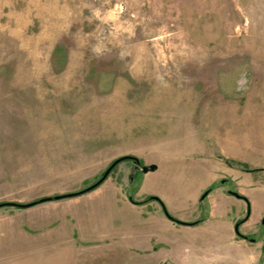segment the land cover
I'll use <instances>...</instances> for the list:
<instances>
[{
  "label": "rangeland",
  "instance_id": "rangeland-1",
  "mask_svg": "<svg viewBox=\"0 0 264 264\" xmlns=\"http://www.w3.org/2000/svg\"><path fill=\"white\" fill-rule=\"evenodd\" d=\"M32 203L0 264H264V0H0V205Z\"/></svg>",
  "mask_w": 264,
  "mask_h": 264
},
{
  "label": "water",
  "instance_id": "water-1",
  "mask_svg": "<svg viewBox=\"0 0 264 264\" xmlns=\"http://www.w3.org/2000/svg\"><path fill=\"white\" fill-rule=\"evenodd\" d=\"M125 161H134L135 163H136V167L137 168H139L140 166H141V162H140V160L139 159H137V158H135V157H132V156H124V157H121V158H119V159H117L108 169H107V171L105 172V174L102 176V178L97 182V183H95L94 185H92V186H90L89 188H87V189H85V190H83V191H81V192H77V193H73V194H68V195H63V196H58V197H55V198H49V199H43V200H41L39 203H45V202H48V201H51V200H62V199H67V198H72V197H77V196H81V195H83V194H86V193H89V192H91V191H93V190H95L97 187H99L101 184H103L104 182H105V180L110 176V174H111V172L114 170V168L116 167V166H118L119 164H121V163H123V162H125ZM157 169V166H155V165H152V166H150V167H143L142 168V171H143V173L144 174H147V173H149V172H153V171H155ZM233 196H235L236 198H238V199H243L244 200V198L241 196V195H239V194H237V193H235V192H230ZM208 196V192L207 193H205L203 196H202V200H204L206 197ZM152 200H155V201H157V202H161V200L159 199V198H157V197H152ZM37 203H32V204H28V205H17V204H2V205H0V208L1 207H8V206H15V207H18V208H28V207H31V206H34V205H36ZM162 205V204H161ZM163 206V210H164V213H165V216L169 219V220H171V221H173V222H175V223H178V224H180V225H191V224H187V223H183V222H180V221H178V220H176L175 218H173L172 216H170V214L167 212V210H166V208H165V206L164 205H162ZM248 220V217L245 219V220H243V221H241V222H239V223H237L236 225H235V232H236V234H238L239 236H242L241 235V233H240V226L244 223V222H246ZM262 223L264 224V219H263V221H262ZM246 238V237H245Z\"/></svg>",
  "mask_w": 264,
  "mask_h": 264
},
{
  "label": "crops",
  "instance_id": "crops-1",
  "mask_svg": "<svg viewBox=\"0 0 264 264\" xmlns=\"http://www.w3.org/2000/svg\"><path fill=\"white\" fill-rule=\"evenodd\" d=\"M230 196L236 198L232 194ZM236 199H238V198H236ZM238 200H241V199H238ZM222 216H223V213L221 214V216L207 217V218H205V221H203V222H205L206 224H216V221L221 219ZM199 218L200 219H204V217H202V216H200ZM234 220L235 219H233L232 224H233ZM187 224H193V223H187ZM193 226H196V225H193ZM193 226L191 225V226H185V227H193ZM230 228H232V227H230ZM212 235L215 236V237H221V239L224 241V243L229 245V246H230V244H232L233 245V249L239 247V245L237 244L238 241L236 240L235 236H233L232 229L223 228V229H219V230H216V231L214 230V231H212Z\"/></svg>",
  "mask_w": 264,
  "mask_h": 264
},
{
  "label": "trees",
  "instance_id": "trees-1",
  "mask_svg": "<svg viewBox=\"0 0 264 264\" xmlns=\"http://www.w3.org/2000/svg\"><path fill=\"white\" fill-rule=\"evenodd\" d=\"M116 167H117V166H116ZM116 167H115V168H116ZM160 203H161L162 205H164L162 202H160ZM195 225H196V224H195Z\"/></svg>",
  "mask_w": 264,
  "mask_h": 264
},
{
  "label": "flooded vegetation",
  "instance_id": "flooded-vegetation-1",
  "mask_svg": "<svg viewBox=\"0 0 264 264\" xmlns=\"http://www.w3.org/2000/svg\"><path fill=\"white\" fill-rule=\"evenodd\" d=\"M242 239H244V238H242ZM244 240H246V239H244Z\"/></svg>",
  "mask_w": 264,
  "mask_h": 264
}]
</instances>
